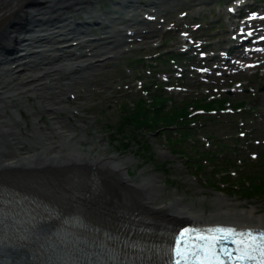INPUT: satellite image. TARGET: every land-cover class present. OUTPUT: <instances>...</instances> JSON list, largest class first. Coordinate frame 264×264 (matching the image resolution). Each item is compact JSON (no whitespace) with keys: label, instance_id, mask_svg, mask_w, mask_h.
Returning <instances> with one entry per match:
<instances>
[{"label":"bare ground","instance_id":"1","mask_svg":"<svg viewBox=\"0 0 264 264\" xmlns=\"http://www.w3.org/2000/svg\"><path fill=\"white\" fill-rule=\"evenodd\" d=\"M99 1L23 0L0 20V176L66 181L72 175L83 179L92 173L100 179L99 193L104 196L100 202L106 210L114 201H127L138 209L176 222L264 228V213L258 214V208L241 207L221 194L212 199L214 209H206L203 199L196 205L193 201L184 202L183 196L176 192L167 197L158 175L146 173L142 183H136L126 168L130 158L106 156L101 140H98L100 152L92 153L93 140L89 149H84L83 142L88 138L82 120L58 116L57 111H67L69 105L68 100L61 99L63 93L52 97L56 90L60 91L58 79H68L76 66L81 67L76 60L83 59L82 68L91 65L89 56L84 54L73 58L67 44L80 40L77 49H82L84 42L91 47L96 43L94 48L113 49L118 42L111 39L114 34L125 35L117 29L115 18L112 19L116 29L104 26V21L110 22L111 15L126 13L132 23H142L135 15L143 5L138 0H107V6L97 13L94 5ZM98 28L106 29L104 33L108 36L84 40L95 37L93 32ZM24 51L26 56L21 57L19 54ZM26 58L28 62L23 63ZM43 74L55 77L58 86L41 85ZM35 84L39 85L33 88ZM33 95L39 97L32 103L29 100ZM51 104L58 108L34 110L35 106L51 107ZM21 107L31 116L30 128ZM44 113L50 116V127L42 122Z\"/></svg>","mask_w":264,"mask_h":264},{"label":"rangeland","instance_id":"2","mask_svg":"<svg viewBox=\"0 0 264 264\" xmlns=\"http://www.w3.org/2000/svg\"><path fill=\"white\" fill-rule=\"evenodd\" d=\"M105 1L107 0H101L98 2V4L94 5L97 13H99L100 10L104 9L107 6ZM141 1L142 0H138V2ZM143 1H145L146 3H150L151 0ZM224 2L225 0L173 1L172 3L177 5L175 7L176 9H184L190 7L191 9L188 10L189 16L182 18L177 14V17L166 20V24L171 23V21H175L177 23H180L181 26L184 27L185 23L201 22L202 28L199 30V33H205L207 35H213L214 33H217L213 35L215 37V41L213 42L226 40L225 46L227 47V40H229L230 37V31L228 30L230 28V25L226 22L225 16L228 12L226 7H223L222 10L219 9L220 6H224L222 5L224 4ZM256 4L264 7L261 0H256ZM203 8L204 11L202 13H199L198 10ZM144 9L145 6L141 7L137 10L138 14H135L136 17H139V20L143 18L142 16ZM170 10H174V8L169 5L167 12H169ZM172 13L174 14V12ZM79 17L81 18V16ZM120 17H122L121 13ZM166 24H163V26L161 24L160 30L157 32H153L152 37L142 39L138 38L133 41L126 42L124 46L119 45L117 48H108V50L118 54L120 51H122V49L129 48L130 51L126 52L127 54L123 53L121 55H126L125 57L121 58V61L124 65V62L128 61L127 56L129 55H132V57L129 59V62H131L134 57L139 56V54H142V56L146 57L151 56L156 50L154 46H160L164 44V41L162 39L170 38L171 41L167 43V46H162L161 52L168 51L170 49H176L177 44H180L179 41H181L179 38V32H167ZM210 25L215 26L212 28H217L215 32L210 33L209 29L211 28H205L206 26L210 27ZM216 25L220 26L217 27ZM102 30L104 31V29ZM99 31L100 30H95L93 33L96 34V32L98 33ZM117 37L119 36L111 39L114 40ZM102 51H106V49L94 50L93 55H96L98 52ZM146 63H148V61H146ZM142 65L143 63L131 65L133 74L141 78L143 71V75L146 78L145 80L148 81L147 77L145 76V73H148V71L142 68ZM129 79H131V77L125 75V78L123 79V81H121L119 86L123 87L122 84L124 83V81ZM175 81L177 80L174 78L173 82ZM261 83V74L259 73L253 76L250 80L243 81L242 87L247 88L248 86H251V88H249L251 89L249 90V92H254V94L256 95L255 98H259L264 106V93L260 91ZM113 91L114 92L112 93L110 90L100 89L98 91L95 89L90 94H87L86 98L82 100L68 102L69 105L67 111H57L58 116H72L74 120H82L88 138V141L86 140L83 142L84 149L88 150L91 146L90 142H92L93 140L95 144L93 146L92 153L100 152L98 140H101L102 146L105 147L103 153L106 156L130 158V160L126 161V168H128V171L131 173L130 176H128L135 180L136 183H142V176H144L146 173L158 175L160 177V183L163 185L164 190L166 191L164 194H166L167 197L169 196V193L176 192L183 196V201L186 203H190L193 201L196 205H199L200 199H203V206L206 209H214L212 199L216 194H221L234 204H239L241 207L255 206L256 208H258V214L264 213L263 199L242 200L236 193H232L233 195L228 193L227 188H224L223 191L216 190L214 187H219L218 181H212V185L214 187L208 186L209 183L204 181V176L206 175L199 173L194 167V164L188 161L191 158L188 157L186 159H183L182 153H178L177 155L173 154L172 150L174 148H182L193 157L198 155L197 150L200 151V149H196V147H193L188 139L184 142H180L178 144H175L174 146H171L170 144L166 143V139L163 134L160 135L159 133H156L151 137L138 138L139 141L144 143V150L138 148V146L135 145L134 150L132 149L128 151L125 149H128L129 145L123 146L119 143L113 144L110 137L112 136L116 138V135L112 134L111 127L113 128L116 126L119 120V114L122 111L121 107L129 100L132 101V99H134L135 97V93H131L128 90L121 89L120 91H118L114 88ZM247 94L248 93H246L245 90L244 92L234 94L232 98L247 97ZM184 96L185 93L180 94L178 100H182ZM29 101L32 103L35 102L34 96H31ZM46 105H44L43 107L35 106L34 110L44 111L48 109ZM51 105V108L53 109L58 108L54 104ZM75 108H77L76 110L78 111H75V113L72 114L71 111H74ZM21 109L23 112L24 120L28 121L30 128L31 116L28 114V110L25 107H21ZM41 118L42 122H45L47 127L51 126V120L48 114H42ZM192 136L195 137L194 134ZM178 140L179 137L175 136L173 142ZM199 174H201V176ZM194 175L197 176L194 177ZM164 200L167 201V199Z\"/></svg>","mask_w":264,"mask_h":264},{"label":"trees","instance_id":"3","mask_svg":"<svg viewBox=\"0 0 264 264\" xmlns=\"http://www.w3.org/2000/svg\"><path fill=\"white\" fill-rule=\"evenodd\" d=\"M158 104H154L155 111H151L143 100H138L136 106L131 109L126 106L125 115L121 120V126L117 130L113 131V134L116 135L115 142L120 144L129 145L127 150H132L133 146L137 145L138 148L144 150V143L138 140L139 137L144 138L147 135H153L159 129L160 120L166 122L171 121L173 124L176 123L178 117L184 116L186 114V107L180 110L166 112L164 108H159ZM207 156V153H206ZM185 158H188L187 155ZM196 159L194 158V161ZM202 158H199L197 161L200 166H204L201 162ZM264 161L261 160L260 163ZM203 171L207 172V169ZM209 172V171H208ZM212 177H215L217 174L211 172ZM228 176V175H227ZM230 179V176H228ZM238 181L239 189L231 190L229 193H236L239 198L242 200L249 199H263L264 200V166H260L248 169L244 171L240 177L236 179Z\"/></svg>","mask_w":264,"mask_h":264},{"label":"snow or ice","instance_id":"4","mask_svg":"<svg viewBox=\"0 0 264 264\" xmlns=\"http://www.w3.org/2000/svg\"><path fill=\"white\" fill-rule=\"evenodd\" d=\"M194 232L196 233L194 238L196 243H189V241L193 240L191 233ZM235 234L236 230L232 228L210 229L209 234L186 228L180 233V237L177 239L176 246L173 249L174 257L178 258L175 260V264H181L182 261L188 264L192 260L196 261L197 264H223L220 260V253L228 256L229 260L233 257L225 248H220L217 251V246L222 240ZM186 235L187 240L185 239ZM239 235L243 237L245 234L240 233ZM247 236L248 241L244 239H240L239 241L233 240L234 244H238L236 250L240 252V255L236 256L235 259L238 261L256 260L257 256L254 253L258 252L260 264H264V243H260L258 238L251 233H248ZM261 239H264V237Z\"/></svg>","mask_w":264,"mask_h":264}]
</instances>
